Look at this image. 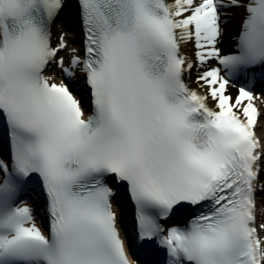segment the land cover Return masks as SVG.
Wrapping results in <instances>:
<instances>
[{
	"label": "snow or ice",
	"instance_id": "6c2138e0",
	"mask_svg": "<svg viewBox=\"0 0 264 264\" xmlns=\"http://www.w3.org/2000/svg\"><path fill=\"white\" fill-rule=\"evenodd\" d=\"M77 2L85 46L66 65L64 35L50 40L63 0H0V121L11 147L0 159V264H129L113 185L126 186L141 238L159 237L168 264H264L254 223L260 97L241 87L233 98L221 69L207 66L264 64V0ZM222 7L245 10L236 55L215 47ZM193 39L195 62L180 52ZM53 64L60 83L45 75ZM77 71L89 115L69 87ZM193 72L196 88L185 80ZM32 174L47 196V234L16 203ZM181 211L191 219L163 235L159 221Z\"/></svg>",
	"mask_w": 264,
	"mask_h": 264
},
{
	"label": "bare ground",
	"instance_id": "6f19581e",
	"mask_svg": "<svg viewBox=\"0 0 264 264\" xmlns=\"http://www.w3.org/2000/svg\"><path fill=\"white\" fill-rule=\"evenodd\" d=\"M172 1V0H171ZM234 17L233 18H228V20L230 21V26L228 25H224L222 22V16L220 14V28H221V34L219 35V37L217 38L216 41V45L215 47L219 50L220 54L222 56H227V55H231L232 51H233V46L231 44V40H230V31L229 28L231 29V31L235 33L238 31L239 27L241 26V24L239 23L240 20H242L245 17V11L244 8H237L235 7L232 10ZM182 50L188 55L189 60L195 62L196 58H195V47H194V39L190 42H188L187 44H183L182 45ZM235 50V49H234ZM66 52H69V50H67ZM210 67H219L221 69V75L226 76V78L228 79V71L226 69H224L223 65H220L218 63V61L216 59H213L211 62H208V65ZM195 72L192 73L191 78H189L187 76V79L189 80V85L192 88H196V84L194 83V79H195ZM60 82V80H59ZM201 92H203L202 89H200ZM227 93L232 96L233 98H235V96L237 95V93L233 90L232 88V84L231 82H229L228 86H227ZM209 106L212 107V103L211 101H209ZM258 133L261 137V139L264 142V127L259 126L258 129ZM263 203H259V207H263ZM35 223V222H33ZM35 225H37L35 223ZM130 232V229H129Z\"/></svg>",
	"mask_w": 264,
	"mask_h": 264
}]
</instances>
